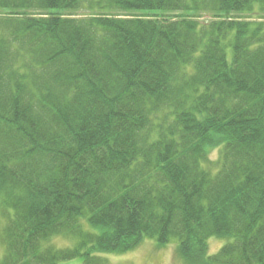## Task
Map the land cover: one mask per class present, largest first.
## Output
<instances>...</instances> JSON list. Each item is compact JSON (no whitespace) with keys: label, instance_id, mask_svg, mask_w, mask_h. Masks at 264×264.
<instances>
[{"label":"trees","instance_id":"trees-1","mask_svg":"<svg viewBox=\"0 0 264 264\" xmlns=\"http://www.w3.org/2000/svg\"><path fill=\"white\" fill-rule=\"evenodd\" d=\"M257 4L0 0V264H264Z\"/></svg>","mask_w":264,"mask_h":264},{"label":"rangeland","instance_id":"rangeland-1","mask_svg":"<svg viewBox=\"0 0 264 264\" xmlns=\"http://www.w3.org/2000/svg\"><path fill=\"white\" fill-rule=\"evenodd\" d=\"M255 11L261 13V15L252 14L250 11H245L243 17H255L257 21L264 20V6L257 4L254 7ZM138 13V12H135ZM73 14V13H72ZM203 18H207L208 12L203 11L199 13ZM219 155V149H212L210 152V157L212 160V165H217V159ZM213 170V169H212ZM1 222L0 219V261L5 255V245L1 238ZM49 243L56 245L57 247H68L74 246L76 244V237L59 235L50 239ZM224 243L223 239L212 238L209 242V252L216 253L217 250ZM106 258L103 264H186L178 254L176 242H169L167 245L160 247L156 240L147 239L140 243L134 249L121 254H108L105 255ZM80 259H75L69 264H79Z\"/></svg>","mask_w":264,"mask_h":264}]
</instances>
